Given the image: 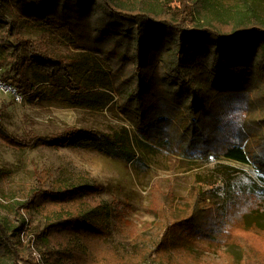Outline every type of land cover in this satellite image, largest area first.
Returning a JSON list of instances; mask_svg holds the SVG:
<instances>
[{"label": "trees", "instance_id": "16d2710c", "mask_svg": "<svg viewBox=\"0 0 264 264\" xmlns=\"http://www.w3.org/2000/svg\"><path fill=\"white\" fill-rule=\"evenodd\" d=\"M11 1L18 17L8 20L0 0V49L10 58L0 59V81L21 99L39 95L40 87L27 77L34 67L56 90L55 96L79 107L100 111L117 97V111L134 131L123 128L122 134H113L92 128L48 136L9 135L10 146L70 145L129 163L147 148L187 159L252 164L259 171L258 180L223 163L196 174L186 207H174L172 195L154 187L161 197L158 207L167 217L158 247L169 259L165 264H176L170 250L191 256L189 247L198 242L192 231L210 236L195 212L208 193L223 200L216 209L229 222L236 220L239 230L264 237V227L257 221L264 216V7L234 5V0ZM34 26L41 30L37 39L22 35L26 27ZM51 37L67 42L82 59L60 58L51 48ZM74 71L82 75L79 80ZM239 98L245 104L233 106ZM36 174L28 203L19 208L32 203L53 208L51 222L36 233L38 238L46 235L55 250L63 246L68 251L73 239L68 237L79 230H89L88 235L106 228L107 221L102 228L93 223V217L107 216L106 210L83 211L92 187L49 181L47 171L44 178L42 172ZM214 206L213 202L206 210L214 211ZM94 247L97 251L75 245L70 253L76 261L68 264H144L133 255L119 257L103 238L97 237ZM87 252L97 257L86 261ZM4 255L12 257L7 264H37L30 253L18 252L0 223V258ZM156 258L152 264H161Z\"/></svg>", "mask_w": 264, "mask_h": 264}, {"label": "rangeland", "instance_id": "374dc122", "mask_svg": "<svg viewBox=\"0 0 264 264\" xmlns=\"http://www.w3.org/2000/svg\"><path fill=\"white\" fill-rule=\"evenodd\" d=\"M234 1V5L247 3L259 9L264 7V0ZM2 8L6 19L18 17L15 4L11 0H2ZM39 31L41 30L36 26L26 27L22 35L37 39ZM51 43L52 50L60 58L81 60L83 57L60 38L51 37ZM1 50L0 59H10ZM40 73L34 67L27 71V77L40 87L39 95L24 99L19 97L18 101L14 100L13 92L0 89V223L5 227L18 252L26 255L30 253L37 264L73 262L75 255L70 251L75 249V245L82 250H88L90 246L93 251H97L98 248L94 247L97 237L105 239L109 250H114L121 258H130L133 255L138 261L143 259L144 264H152L156 253V261L165 264L164 261L169 259L159 251L158 245L163 239L167 217L163 218L158 207L157 202L161 197L154 191V187H159L165 195H172L174 207L178 208L189 205L192 189L196 185V174H206L215 163L244 170L258 180L259 171L252 164L225 159H187L147 148L138 151L140 159L129 163L102 152L70 145L53 147L38 143L36 147L24 149L10 146L7 140L9 135L25 137L33 133L48 136L62 134L67 129L92 128L113 134H122L123 128L132 133L134 131L128 120L118 113L117 97L107 108L100 111L79 107L66 98L55 96L56 90L50 86V82L44 81V76ZM81 76L74 71L76 80ZM252 100L258 104L256 99ZM232 104L241 107L245 103L239 98L238 102ZM133 140L136 145L135 139ZM44 171L49 173V181L92 187V193L84 198L86 204L83 211L88 213L98 207L106 210L107 216L104 213L102 216L93 217V223L101 228L105 224L103 222L107 221L106 228L88 235L86 233L89 230H84L85 233L79 230L80 234L76 233L75 237L65 235L63 239H58H62L64 244L67 237L69 240L73 238L68 251L63 250V246L55 250L46 235L44 239L38 238L36 233L44 230L51 222L49 219L53 217V208L41 203L42 209L32 203L33 205L23 209L19 208V204L28 203L31 190L36 184V173L42 172L41 178H44ZM212 196V193H208L205 202L199 207L200 210L195 209L199 214L196 219L202 217L203 225L211 231L210 236L204 238L198 232L192 231L198 242L196 246L190 245L188 253L191 256L187 257L181 249L176 252L171 249L172 261L176 264H192L195 258V264H230L232 260L241 261V264H264V237L239 230L236 220L229 222L228 216L223 217L218 212L219 209H216V205L221 207L223 200ZM213 202V209L216 210H206ZM257 221L264 227V216ZM23 225L24 230L20 232L19 228ZM183 233L186 235V232ZM10 251L12 250L8 254ZM95 257L97 256L92 252H87L84 259L87 261ZM11 258L4 255L0 258V264L11 263ZM79 260H82V256L77 261Z\"/></svg>", "mask_w": 264, "mask_h": 264}, {"label": "built area", "instance_id": "2783aa9c", "mask_svg": "<svg viewBox=\"0 0 264 264\" xmlns=\"http://www.w3.org/2000/svg\"><path fill=\"white\" fill-rule=\"evenodd\" d=\"M0 89H2L3 91L5 90V91H8V92H13L15 94L16 100L19 101L20 98L17 96L15 90L12 87H10L8 85H5L3 82L0 81Z\"/></svg>", "mask_w": 264, "mask_h": 264}]
</instances>
